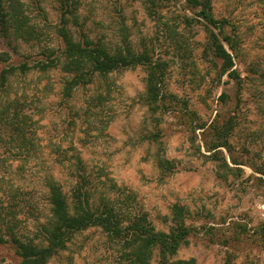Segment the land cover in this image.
I'll use <instances>...</instances> for the list:
<instances>
[{"label":"rangeland","instance_id":"1","mask_svg":"<svg viewBox=\"0 0 264 264\" xmlns=\"http://www.w3.org/2000/svg\"><path fill=\"white\" fill-rule=\"evenodd\" d=\"M43 4L51 26L42 27L44 16L37 17L40 41H15V51L0 39V50L9 54L0 70L42 59L46 48L60 52L53 28L57 14L49 0ZM212 9L215 17L227 18L238 28L234 67L243 80L237 91L220 73L219 61L205 53L203 27L183 22L184 16H195L187 0H80L81 18L104 41L116 45L123 27L133 49L146 48L153 60L165 63L167 111L151 115L143 104L142 66L95 76L69 99L60 95L64 75L58 68L13 74L6 95L17 110L10 107L9 118L20 120L12 115L19 110L29 117L23 131L32 144L29 158H22L17 132L0 126V233L8 225L19 235L31 236L48 214L42 178L52 175L69 197L78 178V156L95 185V202L104 195L121 199L123 192L157 231H167L174 204L186 209L191 233L177 259L264 264V86L249 71L253 64L264 71L262 2L212 0ZM2 95L0 102L6 99ZM230 115L236 126L229 150H219L232 170L210 160L205 144L211 139L209 125ZM152 133L158 134L156 142L149 139ZM159 159L168 162L159 164ZM115 249L99 228H90L77 233L48 264H118ZM0 264H18L9 243L0 245ZM151 264H157L154 257Z\"/></svg>","mask_w":264,"mask_h":264},{"label":"trees","instance_id":"2","mask_svg":"<svg viewBox=\"0 0 264 264\" xmlns=\"http://www.w3.org/2000/svg\"><path fill=\"white\" fill-rule=\"evenodd\" d=\"M44 1L0 0L1 42L12 51L16 49L13 46L15 41L39 42L42 28H39L34 20L44 16L42 18L45 24L42 27L51 26L45 14ZM49 1L57 14V22L53 28L61 43L60 52L46 48V51L42 52V59L32 63L24 60L16 66L7 65L0 70V94L6 98L0 102V126L5 125L17 132V143L22 158H29V146L32 144L23 131L30 119L20 113L21 110L12 113L14 118L20 120L13 123L9 118L10 107L17 110L15 102L6 95L8 81L13 74L23 75L30 70L45 73L58 68L64 75L60 95L63 99H69L77 87L89 85L95 76L104 77L114 71L142 66L146 72L143 104L151 115L167 111L168 106L163 101L164 62L153 60L146 48L141 52L133 49L123 27L119 29L120 39L116 45L104 41V37L95 34L87 25L86 19L81 18L80 0ZM260 1L264 16V0ZM187 4L195 16H184L183 22L186 25L197 23L203 27L207 33L205 53L219 61L220 73L230 79L236 91L239 90L243 77L234 67L233 56L238 48L237 26L227 18L214 16L212 0H187ZM3 60H9V54L0 50V62ZM259 68L258 64H253L249 71L258 75L255 80L264 86V71ZM233 116L223 119L220 124L213 121V124L209 125V130L212 131L211 139L209 143H205L207 151L211 152L210 160H214L219 168L229 170L232 169L227 166L219 148L229 150V139L236 126ZM260 116L264 125V105ZM197 128L203 129L204 126ZM157 138V133L149 136L153 142H156ZM74 159L78 178L69 191V197L52 175L46 174L42 178L49 208L48 214L35 225L34 233L31 236L19 235L8 225L5 233H0V245L11 244L18 264H48L54 256L68 247L77 233L90 228H99L108 244L116 247L118 264H151L153 257L157 264H194L192 258H176L178 250L187 243L191 233V227L186 223L187 211L182 205L174 204L171 207L167 231H157L147 214L134 209L129 195H124L123 192L118 191L121 199H117L116 195H104L95 202L92 198V194L96 192L95 185L90 183L84 174L80 157L76 156ZM163 162L168 161L158 160L159 164ZM231 162L238 164L233 159ZM261 174L264 175V170ZM118 200H122V203L119 204ZM260 233L264 246V226L261 227Z\"/></svg>","mask_w":264,"mask_h":264}]
</instances>
